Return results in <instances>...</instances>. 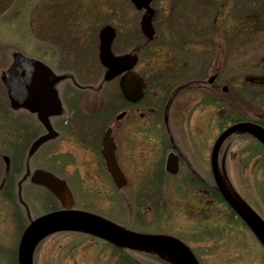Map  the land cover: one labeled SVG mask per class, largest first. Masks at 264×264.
Segmentation results:
<instances>
[{
    "label": "rangeland",
    "instance_id": "374dc122",
    "mask_svg": "<svg viewBox=\"0 0 264 264\" xmlns=\"http://www.w3.org/2000/svg\"><path fill=\"white\" fill-rule=\"evenodd\" d=\"M239 4L238 14L234 11V5L229 4L223 9L221 0H153L155 34L152 39H145L139 61L134 66L135 71L143 74L148 83L146 106L141 105L137 110L129 107L132 110L125 117L119 121L113 118L117 133H125V129L126 132L131 131V141L126 144L127 147L123 138L120 139L118 153L130 182L125 187L128 200L123 202L122 199L127 197L115 194L116 200L114 199L110 215L133 227L140 225L147 229L181 235L193 244L201 264H264V249L250 230L230 215L221 203L214 204L211 199L208 206L190 210L182 198L173 197L168 178L155 184V194L152 190L154 184L149 179L157 170V131L163 125L167 127L164 124L165 118H168L167 122L174 134L179 135L181 132L178 118L172 115L173 119L170 121V116H167L174 112L177 104L184 100L190 108L189 126L201 127L209 118L211 131L218 129L217 115L213 113L217 103L205 109L202 105L192 108L198 95L188 91L192 89L189 86L206 84L207 78L215 74V84L241 82L243 87L248 86L244 92L249 96V89L253 84H249L248 77L258 74L255 64L264 62V28L258 27L259 22L253 24V0H241ZM141 12L127 0H0V73L10 63L13 53L20 51L44 61L57 74L73 76L79 83L94 82L95 79L98 81L101 77V67L96 55L98 29L105 23L115 26L117 35L113 41V49L125 51L134 37L127 35V32L142 35L138 25ZM238 15L240 18L234 23L233 18ZM214 16H218L217 19L214 20ZM74 21L78 22V27L69 29ZM257 37V43H262L259 50L255 49ZM159 81L163 83L160 84ZM166 85L172 86L168 97H173L174 103L164 116L161 111L166 104ZM178 89L181 91L175 95ZM83 92L79 93L80 112L94 108L95 112L103 113V116L112 112L114 116L127 106L118 96L116 79L103 83L95 94L86 96ZM71 102L67 98V104H72ZM246 102V99L242 100L240 108ZM0 104L7 107V112L0 108V264H17L18 239L26 218L23 210L17 209L15 212L10 196L7 191H3L2 185L15 165L20 170L15 175L17 177L24 173L26 166L27 169H32L43 164L61 171L56 158L68 155L67 151L73 148L61 141L55 147L48 143L26 158L27 140L32 134L25 129V124L27 121L32 122L34 132L40 130V125L34 116L23 109L10 107L1 80ZM148 104L154 106L155 113L147 110ZM138 111H143L144 115L139 116ZM66 114L61 122L68 118ZM78 118L68 121L74 127L84 128V120ZM16 120L18 145H21L22 153L21 160L15 164L14 157L20 156V152L14 151L10 144V130L12 122ZM68 121L63 123L68 124ZM104 126L100 122L90 125L88 120V127ZM138 128L140 132L137 131ZM193 136V139L184 141L181 145L190 157L197 160L203 143L199 142L201 135ZM72 139L75 140V145L80 144L79 136ZM123 150L126 153L128 151L129 156L122 153ZM4 155L8 156L7 160ZM196 164L205 168L199 159ZM67 169L69 168L64 171L68 172ZM253 171L251 167L240 165L227 169L231 185L248 208H252L251 211L254 198ZM146 177H149L147 181ZM68 181L73 192L78 194L80 190L74 177H69ZM24 187L27 188L25 197L33 208L31 211L40 212L48 198L42 196L35 187L27 184ZM137 213H143V218L149 219V222L139 224V219L134 218ZM126 255L136 259L133 258L134 262L130 264H161L150 258H137L138 254L131 251L118 253L115 248L106 247L90 236L74 231H61L45 238L37 247L33 259L34 264H124L120 259Z\"/></svg>",
    "mask_w": 264,
    "mask_h": 264
},
{
    "label": "flooded vegetation",
    "instance_id": "af4514ba",
    "mask_svg": "<svg viewBox=\"0 0 264 264\" xmlns=\"http://www.w3.org/2000/svg\"><path fill=\"white\" fill-rule=\"evenodd\" d=\"M127 2L130 3L129 0ZM223 2V3H222ZM241 0H221V5L223 9L225 6L234 5V11L235 13L239 14V7ZM131 4V3H130ZM237 4L239 6L237 7ZM220 5V6H221ZM141 14L144 12L143 9H139ZM155 15V10H154ZM154 17V16H153ZM218 16H214V20L217 19ZM240 18V16H235L233 18L234 23H236L237 19ZM80 19V18H79ZM78 20V19H77ZM256 22H259L260 25L259 28H264V0H253V24ZM78 22L74 21L71 27L69 29H74L78 27ZM110 24V23H105ZM104 25V24H103ZM102 25V26H103ZM112 25V24H110ZM139 32L142 33L141 36L135 35V32H127V35H132V41L125 51H118L113 49V41L117 35V31L115 26V35L113 38V41L111 43V49L114 54H122V53H131L135 54L137 56V61L135 65L139 61V54L143 47L145 46V35L143 34L141 28H140V18H139ZM101 26V27H102ZM100 27V28H101ZM154 27V25H153ZM224 27V26H222ZM100 28L97 31V59L98 58V45H99V31ZM224 29V28H223ZM138 32V33H139ZM261 33V32H259ZM155 34V29H154ZM263 34V32L261 33ZM261 36V35H260ZM264 37V36H263ZM264 39V38H263ZM255 49L259 50L262 43L258 42V37L255 39ZM264 51V49H262ZM65 59V58H64ZM65 61V60H64ZM66 62V61H65ZM101 67V77L98 81L95 79L93 82L89 83H79L76 81L73 76L71 75H65V74H57L53 68H51V75L50 78L52 80V83L54 87L57 90V94L61 101V112L59 114H54L49 117V122L52 126V128L56 131V134L53 137L48 138L45 140L40 146L37 148V150L44 144H48L50 146H58L59 142H65L68 146L72 147L73 150L69 149L68 155H64L62 158H59V156L56 158L59 165H61L62 170L56 171L55 169H52L50 167H47L43 164L41 167L50 170L55 175L59 176L60 178L64 179L67 186L69 187L72 197H73V205L72 208L79 209V210H85L92 212L96 215H99L101 217H104L110 221H113L117 224H120L124 227H127L132 230L141 231V232H162L171 234L183 242H185L192 250L198 261L200 262V257L195 251V248L193 244H191L188 240H186L184 237H182L179 234H175L173 232H165L162 230H152L147 229L142 226L135 225L137 227H133L132 225L128 224V222H121L118 219L112 217L110 215V210L113 208L115 204V194L121 195V196H129L128 193L125 191V187L130 182L129 174L125 171V169L122 167V164L118 158L119 153V141L123 138V143L126 146V144H129L131 141L129 138L130 130L125 133H117L116 132V123L114 122L113 118L117 119L118 121L125 117L127 113L132 110L129 107H132L134 110H137L141 105L142 107L146 106V86H148L147 81L143 74L136 71L138 74H140L144 81L145 86L143 88V95L140 99L136 101H130L127 98H125L121 92V89L119 87V79L121 76V73L115 75L114 77L104 80L103 74H104V66L99 62ZM134 65V66H135ZM256 71L258 74H254L253 77H248L249 84H253V86H250L249 89V96L245 95L244 91H247L248 86L242 85L241 82H232L228 84H215V74H211L207 80L206 84L197 83L196 85L189 86L192 89H189L188 91L196 92L198 97L195 101V106H191L192 108H196L199 106H203L205 109L206 107L211 106L213 103H217L216 108L214 109V115H217V123H218V129L216 131H211L209 128V118L207 121L202 123L201 127L193 128L189 126L188 121V112L190 111V108L187 104H185V101L183 100L180 102L181 104H177L175 108L173 109L174 112L172 114H167V111L169 110L170 106L174 101L172 100L173 97L170 99L168 97V94L170 92V89L172 86L166 85V95L164 97V109L161 111L164 116L167 114V116H170V121L174 118H178L180 123V130L181 132L179 135L174 134V131L171 127H169L168 118L166 117V123H164L167 127H160V130L157 131V146L159 147L157 149L156 157V166L157 170L156 173H154V176L150 177V182L154 184V187H152V190L155 194V184H157L159 181H162L163 179L168 178L171 182V192L174 198H182L185 201V206L190 208L192 210L195 207H201L204 208L209 205L211 199L214 204H222L224 205V208L227 209V211L232 215L233 217H236L240 222L242 220L234 213L232 208L228 205V203L222 198L220 195L218 188L216 186V181L213 175L212 166L213 163L215 167L218 170V173L221 177V179L224 181L230 192L235 196V198H238L237 192L231 185V181L228 176L227 169L231 166H237L240 165V167H251L253 171V185H254V198H253V215L256 216V218L261 219L264 222V62L261 64H255ZM134 69V67H133ZM135 70V69H134ZM213 76L212 80H209V78ZM114 79H116V83L118 86V96L124 103L127 105L122 110L115 113L113 116V112L106 114L103 116V113L95 112L94 108H91V110L88 109V111L80 112L78 110V106L80 103V95L79 93L82 92L88 96L91 94H95L98 92L103 83L105 82H111ZM160 84L163 82L159 81ZM166 83V82H165ZM196 86V88H194ZM197 90V91H195ZM181 90H177L175 95L180 92ZM187 91V92H188ZM188 94V93H187ZM97 96V95H95ZM67 98L70 99L72 104H67ZM246 99V104L243 106V108H240L239 103ZM79 101V102H77ZM94 103V101H92ZM137 105V106H135ZM24 110V109H23ZM67 110H69L67 112ZM147 110L150 113H155L154 106H151L148 104ZM172 110V108H171ZM26 113L34 116L37 123L40 125V130L37 132H34V126L32 122L27 121L25 124V129L27 128V131H30L32 136L29 138L28 142V148L26 149V153L29 149V146L31 142L40 134H43L46 132L45 127L43 124L36 118L35 113L28 112ZM171 112V111H170ZM68 118L65 119V121L68 120H75L77 117L80 120H84L83 124L85 125L84 128L80 127H74L72 123L69 121L68 124H64V120L61 122L62 117L64 114ZM139 116H143V111H138ZM87 120V121H86ZM88 120L90 121V125H97L98 122L100 124L105 125L104 128L101 127H88ZM174 121V120H173ZM248 123L249 126L244 128H236L232 130L231 132L227 133L225 136L222 137L220 142L218 143L216 149L214 150V145L216 143V140L218 136L228 127L237 124V123ZM11 127V146L14 151L20 152V156H13L15 160V164L20 161L21 159V149L18 145V128H17V120L13 123L12 122ZM32 124V125H31ZM110 127V134L112 136V139L115 143V150L114 155L117 160V163L119 164L122 172L125 175L126 182L125 184H122L118 186L113 178V176L110 174L109 170L107 169L105 159L102 154V136L105 130ZM90 128V129H87ZM122 130V129H121ZM120 131V130H119ZM140 132V128L137 130ZM35 134H34V133ZM124 132V129H123ZM201 138L199 140L200 144L203 143V147H201L202 150L199 151L197 155V160L190 157L188 155V152L185 151L181 145L184 141H190L193 139V135H197ZM135 135V133H134ZM79 136V143L78 146L75 145L72 138H78ZM133 140V137L131 138ZM139 144V143H138ZM202 146V145H201ZM127 147V146H126ZM36 150V151H37ZM35 151V152H36ZM34 152V153H35ZM122 153L124 152L121 151ZM33 153V154H34ZM31 154L30 156H32ZM124 154H127L129 156V153L127 151L124 152ZM171 155L172 159V171L168 170L167 168V161L168 156ZM27 156V154H26ZM25 156V157H26ZM83 157V159H81ZM79 158V160H77ZM6 159V157H5ZM201 160L203 162V166L205 168H200L196 164V162ZM205 164V165H204ZM24 170V173L21 174L19 177L15 176L18 172H20L19 168L15 165L13 167V175H12V186L10 191V199L11 204L13 207H15V212L17 209L24 211V216L26 218V224L29 223V220L31 218L36 217L37 215H41L43 213L57 210L63 208L61 202L56 198L52 192L49 191V189L39 183H35L31 181V172L34 168ZM67 169L68 172L64 171V169ZM69 177H74L76 180L77 186L80 190L78 194H75L73 192L72 187L70 186V183L68 181ZM144 177V176H143ZM149 177H146V181ZM24 184H27V186L35 187L39 189V192L42 194V196H45V198L48 200L43 205V209L40 212L33 213L31 211L32 206H30V203L28 199L25 197L26 194L25 190L27 188L24 187ZM261 184V185H259ZM173 189V190H172ZM156 197V199L160 198ZM178 197V198H177ZM115 199V200H114ZM44 201V197L42 198ZM127 199H122V201H126ZM129 204V203H128ZM19 206V208H18ZM127 208V207H126ZM125 215V214H124ZM135 216V215H134ZM138 218L137 221L139 224L143 222H149V219L143 218V213L139 214L137 213L134 218ZM24 226V227H25ZM23 227V228H24ZM191 227H194L193 225ZM190 227V228H191ZM83 234V233H82ZM90 236L94 241L98 243H103L106 245V247L109 248H118L122 249L123 251H131L137 255V258L141 257L142 259L150 258L152 261L159 262L160 259H162V256L160 253L152 250L147 249L143 247H132L128 245H121L118 243H114L111 241H108L106 239L100 238L98 236L94 235H87ZM254 239L256 237L253 234ZM185 240H184V239ZM257 240V239H256ZM122 259L120 260L124 261V264H130L131 262H134L132 259L134 257L132 256H121ZM135 259V258H134ZM136 260V259H135Z\"/></svg>",
    "mask_w": 264,
    "mask_h": 264
},
{
    "label": "water",
    "instance_id": "95a60500",
    "mask_svg": "<svg viewBox=\"0 0 264 264\" xmlns=\"http://www.w3.org/2000/svg\"><path fill=\"white\" fill-rule=\"evenodd\" d=\"M138 9H144L140 17V28L150 40L154 35L152 17L154 9L152 0H129ZM115 29L105 24L99 31L98 57L105 67L103 79L108 80L121 73L119 87L125 98L136 101L143 95L145 81L133 70L137 56L131 53L114 54L111 43ZM51 68L42 60L16 51L10 63L0 73L8 102L11 108L23 107L35 113L46 132L38 135L30 144L31 155L45 140L53 137L56 131L52 128L49 117L61 112V102L50 78ZM213 76L209 78L212 80ZM248 123H237L225 129L217 138L218 143L227 133L236 128L248 127ZM115 143L108 127L102 136V154L107 169L118 186L125 184V175L120 169L114 155ZM171 155L168 156L167 168L172 171ZM216 186L231 208L245 221L251 231L264 246V222L256 218L253 212L242 204L230 192L221 179L214 163L212 166ZM31 181L45 185L61 202L63 208L43 213L29 221L23 229L17 246V264H33V251L38 241L45 235L72 230L89 233L108 241L132 247L152 249L165 256L173 264H200L191 248L179 238L167 233L141 232L129 229L92 212L72 208L73 197L64 179L51 171L37 167L31 173ZM165 250L176 258L172 259Z\"/></svg>",
    "mask_w": 264,
    "mask_h": 264
},
{
    "label": "trees",
    "instance_id": "16d2710c",
    "mask_svg": "<svg viewBox=\"0 0 264 264\" xmlns=\"http://www.w3.org/2000/svg\"><path fill=\"white\" fill-rule=\"evenodd\" d=\"M0 108L1 109H4L5 112H7V107L4 105V104H0ZM3 110V111H4ZM10 135H11V130H10ZM10 144H11V141H10ZM12 175H13V171H11L9 173V175H7V178L5 179V183L2 185V188H3V191H7L8 194H10V191H11V186H12ZM116 249V251H118V253H120L121 251H123L122 249H118L116 247H114ZM121 250V251H119ZM124 252V251H123ZM153 259V258H152ZM159 263L161 264H169L167 263L166 261H164L163 259H160L159 260Z\"/></svg>",
    "mask_w": 264,
    "mask_h": 264
},
{
    "label": "bare ground",
    "instance_id": "6f19581e",
    "mask_svg": "<svg viewBox=\"0 0 264 264\" xmlns=\"http://www.w3.org/2000/svg\"><path fill=\"white\" fill-rule=\"evenodd\" d=\"M165 252H166L167 255H169L172 259H175V260H176L175 256H174L170 251L165 250Z\"/></svg>",
    "mask_w": 264,
    "mask_h": 264
}]
</instances>
